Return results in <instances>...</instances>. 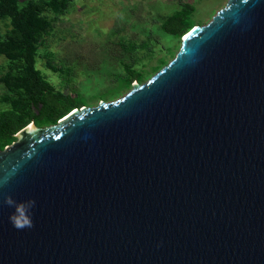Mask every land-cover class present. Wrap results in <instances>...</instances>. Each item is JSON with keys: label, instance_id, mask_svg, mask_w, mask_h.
Segmentation results:
<instances>
[{"label": "water", "instance_id": "obj_1", "mask_svg": "<svg viewBox=\"0 0 264 264\" xmlns=\"http://www.w3.org/2000/svg\"><path fill=\"white\" fill-rule=\"evenodd\" d=\"M185 36L123 98L0 151V264H264V0Z\"/></svg>", "mask_w": 264, "mask_h": 264}, {"label": "rangeland", "instance_id": "obj_2", "mask_svg": "<svg viewBox=\"0 0 264 264\" xmlns=\"http://www.w3.org/2000/svg\"><path fill=\"white\" fill-rule=\"evenodd\" d=\"M53 1L59 0H0V7L9 8L7 2L16 6L15 13L35 6L47 24L39 36L21 46L17 45L20 32L15 19L0 15V117L13 111L18 97L28 96L38 75L54 91L74 99L77 109L123 98L178 53L180 38L162 29L167 19L188 6L191 29L204 26L228 2L68 0L65 6L56 7ZM18 67L30 74L25 76ZM30 124L39 129L53 126L45 118L30 120ZM15 142L0 138V151Z\"/></svg>", "mask_w": 264, "mask_h": 264}, {"label": "trees", "instance_id": "obj_3", "mask_svg": "<svg viewBox=\"0 0 264 264\" xmlns=\"http://www.w3.org/2000/svg\"><path fill=\"white\" fill-rule=\"evenodd\" d=\"M9 1V0H8ZM68 0H59L55 6L59 4L65 6ZM9 8L0 7V15L12 17L15 19L20 32V39L17 45L25 46L30 37L39 36L47 24L41 14L34 6L27 7L23 13H15L16 6L7 2ZM188 6H185L178 13H175L171 18L167 19L162 24V29L168 34L182 38L188 30L191 29L188 22ZM186 32V33H185ZM23 67V66H22ZM19 69L21 67H18ZM21 72L30 74L25 67L21 68ZM19 104L15 106L13 111L7 112L0 117V138L14 140L13 135L18 133L22 128L30 123V120H38L45 118L51 124H56L74 107V99L62 96L60 93L53 90L47 81L36 76L34 78L33 87L25 98L18 97ZM37 110V112L34 111ZM28 116L27 120H23V116Z\"/></svg>", "mask_w": 264, "mask_h": 264}, {"label": "clouds", "instance_id": "obj_4", "mask_svg": "<svg viewBox=\"0 0 264 264\" xmlns=\"http://www.w3.org/2000/svg\"><path fill=\"white\" fill-rule=\"evenodd\" d=\"M6 180L7 178H5V182ZM2 203L14 209L12 214L9 216V220L14 228L23 230L34 226L32 220V210L36 206L35 200L28 199L17 202L12 198V196L8 195L4 197Z\"/></svg>", "mask_w": 264, "mask_h": 264}, {"label": "bare ground", "instance_id": "obj_5", "mask_svg": "<svg viewBox=\"0 0 264 264\" xmlns=\"http://www.w3.org/2000/svg\"><path fill=\"white\" fill-rule=\"evenodd\" d=\"M186 36H187V35H186ZM186 36H184V37H183V39H185V38H186Z\"/></svg>", "mask_w": 264, "mask_h": 264}]
</instances>
